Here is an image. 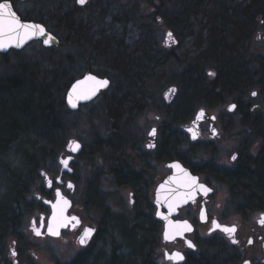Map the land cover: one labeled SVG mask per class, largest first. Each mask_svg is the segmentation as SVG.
Here are the masks:
<instances>
[{"label":"flooded vegetation","instance_id":"obj_1","mask_svg":"<svg viewBox=\"0 0 264 264\" xmlns=\"http://www.w3.org/2000/svg\"><path fill=\"white\" fill-rule=\"evenodd\" d=\"M218 1L206 0L208 9H216ZM2 2L11 3L23 20L41 23L63 38L59 45H45L42 39L26 45L40 43L38 53L47 65L51 56L65 63L77 60L75 78L89 70L110 79L109 87L97 96L103 99L99 105L107 122L105 134L97 129L90 144L80 141L76 154L70 138L57 169H40L29 181L25 191L30 197L29 211L34 214L30 234L22 231L21 236L12 237L8 244L11 264H264V224L260 223L264 219V0H220L226 27L223 72L204 67V73L198 72L201 76L192 78L187 95L176 77L165 78L158 65L164 56L176 60L175 65L180 61L185 65L204 45L201 35L206 32H186L191 44L187 50L183 36L172 29L176 44L156 46L150 59L157 66L149 64L153 65L149 77L148 57L143 53L146 47H134L137 36L131 39L125 32L131 12L141 16L137 8L149 0H86L83 5L78 0ZM151 3L148 12L154 18L150 20L158 21L162 15L157 14L156 6L161 1ZM103 4L110 9L99 20L98 9ZM112 7L118 10L116 14ZM111 19L124 24L125 35L115 34ZM227 24L230 34L225 38ZM72 35L77 41L64 39ZM121 43L124 47L118 51ZM26 46L0 52L1 63H9L6 56ZM63 47L68 51L52 52ZM178 48H183L181 60L177 59ZM106 51L113 52L111 66L117 59L136 67L123 79L126 88L122 94L112 75L99 74L105 67L99 56ZM80 66L85 68L82 73ZM225 70H234L236 76L224 77ZM165 83L173 85L163 93ZM96 98L82 103L77 111ZM232 105L236 107L232 109ZM94 111L89 114L97 117ZM153 129L155 136L150 135ZM67 155L73 157L63 168L60 158ZM175 162L187 170L193 191L185 204L169 211V205L156 203L157 189L174 173ZM205 189L211 191L205 193ZM57 192L69 204L63 207L65 224L53 235L48 230L52 207L47 201H54ZM185 223L190 231L176 228ZM225 227H234L235 232L226 233ZM89 228L94 231L81 245L80 238ZM44 241L56 247L51 262L41 253ZM188 241L195 247H188ZM177 252L183 261L168 259Z\"/></svg>","mask_w":264,"mask_h":264},{"label":"trees","instance_id":"obj_2","mask_svg":"<svg viewBox=\"0 0 264 264\" xmlns=\"http://www.w3.org/2000/svg\"><path fill=\"white\" fill-rule=\"evenodd\" d=\"M160 1L161 4L156 6L158 8L157 13L159 12L166 18V10L164 11L162 8H165V6L170 7L171 14L175 17L173 22L170 21L176 33L179 30H183L185 33L202 30L206 32L201 35V40L205 41L204 45L200 46L192 57L190 56L185 65H182L183 69L180 73H174V75L170 73L171 64L178 63L174 62V59L170 57L164 56V60L161 62L162 65H158L159 70L163 71L165 78L176 77L181 89H183L182 93L187 95L191 93L192 78L201 76L198 72L204 73V67H216L221 71V74L223 72L222 59L225 60L227 57L223 55L225 47L223 30L226 27L221 15V2L219 0L216 9L212 10L208 9L206 0ZM131 15V21L136 20L137 31L141 32L135 35L137 36V41L133 43V46L146 47L143 53L148 57V76L150 77L152 74L150 73V68L153 65L157 66L156 61L150 59L158 45L156 42V30L149 20V16L142 20L144 18L143 15L139 16L137 13L134 15V12H131ZM194 16L198 17L194 18ZM227 25L228 33L225 34V38L230 34V25ZM194 37L196 39L199 38L198 35ZM64 39L73 40V42L77 41L76 35L67 36ZM114 39L116 40L118 37L116 36ZM123 44H117L118 49H116L118 51L122 49L124 47ZM183 47L185 46L183 45ZM185 48L191 50V44ZM111 53L110 51L100 53L99 58L104 60L105 63H100V65H104L105 67L99 70V74L110 77L112 75L116 83L115 86L120 88L119 93L122 94L126 88L123 79L129 77V72L133 71L136 67L129 66L128 64L125 65L123 64L124 60L117 59L114 67L111 66ZM119 53L123 54L124 51L117 52V54ZM50 60L49 67L46 69L45 66L47 71L46 76L43 75L38 80L31 77L33 72L30 74V79L24 78L26 76L24 65L21 66L24 69L16 71L13 74L0 75V84L2 86L0 87V117L2 118V125H0V168L1 165L5 164L7 175H12L11 185L9 182V186H11L9 196H13L10 205H8L9 207L0 216V242L5 240L11 227L14 229L19 225L14 220L18 213V210H16L18 203L25 199L29 207L30 197L26 195L25 191L29 181L32 177L38 176L40 169H51L52 172H54V168L57 169L59 157L64 153L63 151L66 152L70 130L77 126H75V123L69 122L68 114L80 110H71L67 106L65 99L66 90L76 77L77 60L71 61L69 59L65 63L57 56H51ZM178 65L181 66V61ZM224 73V77L227 78L233 79L236 76L234 70H225ZM221 74L218 76H221ZM120 78L121 80L119 81L118 79ZM26 80L29 83L23 82ZM197 86L199 87V85ZM12 99L16 100L17 104L12 105ZM108 110H111V108L108 107ZM11 121H13L12 124H10ZM89 143L90 141L85 142L87 145ZM14 144L17 145L15 149L11 147ZM89 148L91 147L89 146ZM23 152L25 154V162L18 169H11L8 161L16 155L15 153ZM0 264H11L10 257L7 254L4 256L0 255Z\"/></svg>","mask_w":264,"mask_h":264},{"label":"rangeland","instance_id":"obj_3","mask_svg":"<svg viewBox=\"0 0 264 264\" xmlns=\"http://www.w3.org/2000/svg\"><path fill=\"white\" fill-rule=\"evenodd\" d=\"M151 1L149 0L148 3L143 2V5H139V7L137 8V9H139L138 12L144 16V18L142 20L147 18L145 16L147 13H148L147 15L149 16V20L152 19L150 17L154 18V14L151 13L152 11L148 12V9H149L150 5L152 4ZM109 6L110 5H108V4H103L100 6V8L98 9L99 20H101L103 18V16L106 14V12L108 11V9H110ZM169 8H170L169 6H165V8H162V9H164V11L166 10V13H165V14H167L166 18L161 16L160 19H158V21L154 20V19L150 20V21L152 22V24L156 30L157 39L159 41L157 43L158 44H164V43L167 44L168 43L170 46H172L176 43H175L174 38L172 37L173 35H171V37H169L168 34L171 33L169 31H172V29H173L172 22H173V19L175 17H173V15L171 14V10ZM133 10H135V9H133ZM112 11L114 14H116L118 12V10L117 9L114 10L113 7H112ZM120 12L122 13L121 9H120ZM131 18H132V16H131ZM169 18H171V19H169ZM108 21H109V24L112 23L110 25L114 26L113 31L115 32V34L118 37H120L122 34H124L122 32L123 28L125 27L123 23H121V24L116 23L115 20H112V19L108 20ZM125 32H128L126 34H128V37H130L131 39H133L135 37V35L137 34L136 20L129 21V23L127 24V26L125 28ZM177 32L180 36H183V38L185 40L184 46L186 47V46L190 45L188 42V38H185V36H184L186 33L183 32V30H179ZM259 37L260 38L263 37V34H259ZM64 46H66V45H64ZM40 47H41L40 43H32V44H29L28 46H26L22 50L15 51V52L7 55L6 58L8 59L7 62H9V63H1V61H0V75L13 74L16 71H20V70L24 69V68H21V66L24 65L25 70H26L25 71L26 76L24 78L30 79V74L32 72H33V74L31 77H33L34 79L36 78L37 80L39 77H42L43 75L46 76V74H47L46 69L49 67V65H47V61H44L39 56V53H38L39 50L38 49ZM185 47H183V48L187 49ZM183 48L177 49L176 55H179V56H177L178 60H181L180 56H183L181 54V52L183 51ZM67 51L68 50L65 47H63L61 49H55L52 52L60 54L61 52H67ZM162 51H164V50H162ZM165 52H167V51H165ZM85 61H83L81 63L83 67L85 66V64L87 62V61L86 62ZM174 62H177V61L174 60ZM93 65L95 68H98V65H95V64H93ZM45 66H46V69H45ZM182 69H183L182 66L171 64L169 71L171 74L174 75V73H176V74L180 73ZM78 70H79V68H78ZM84 70H85V68L82 69L80 66V72L82 73V72H84ZM77 71H75V72H77ZM77 73L79 74V71ZM173 77L174 76H171L168 78L171 80H174ZM23 82L29 83L27 80L23 81ZM168 82H171V81H168ZM165 84L166 85L163 87V93L168 87L173 85V84L168 85L170 83H168V84L165 83ZM0 87H2L1 84H0ZM112 91H113V89H111L110 91H107V94H111ZM102 100H103L102 96H99L96 98V100L94 102H92L88 105H84L82 107V110H80L78 112H71L70 114H68L69 122H71L72 124L75 123V126L77 125L76 127H74L73 129L70 130L69 139L70 138L78 139L79 141L85 143L86 141H88V142L91 141L93 139V137H95L97 135V129H101L102 134H105L104 127L107 126V122L105 121L106 118L102 117V110L100 109L101 106L99 105V103ZM11 104L15 105V104H17V101L12 99ZM93 110H95L93 112V114H95V116H97V117H93V116H91V114H89L90 111H93ZM1 119L2 118L0 117V125H2ZM12 122L13 121H11L10 124H12ZM102 134H99V135L103 136ZM11 147L13 149H15L17 147V145L14 144ZM11 150H10V153L12 154ZM63 152H65V151H63ZM15 154L16 155L14 157H12L10 159V161H8L11 169H14V168L18 169V167H21L22 163L25 162L24 152L23 153H15ZM11 178H12V175H9V174L7 175V167L5 166V164L1 165V168H0V216H1V213L5 212L7 210V208L9 207L8 205H10L12 198H13L12 195L9 196L10 188H11V186H9V182L11 185ZM8 186H9V188H8ZM16 210H18V213L15 216L14 220L16 223H19V225H18V227L14 228V229H12V227H11L9 234L6 235V237H5V240L0 242V255L1 256L2 255L4 256L6 254L8 255V250H9L8 244L11 242V239L13 236H18V235L21 236L22 231H24V233L30 234V231H29L30 219H31L32 215H34V214L29 211L27 201L24 199L20 203H18V205L16 206ZM43 245H44L46 250L41 248V253L44 257H47L48 260L51 262L52 258H53L52 257V251L55 250L56 247L54 244H51V246H49L50 242H47V241H44ZM48 246H49V249L47 250Z\"/></svg>","mask_w":264,"mask_h":264},{"label":"water","instance_id":"obj_4","mask_svg":"<svg viewBox=\"0 0 264 264\" xmlns=\"http://www.w3.org/2000/svg\"><path fill=\"white\" fill-rule=\"evenodd\" d=\"M11 10L14 11L13 9ZM16 16L20 18L22 23L41 26L45 30L44 34L40 35L39 33H36L35 35H29L27 37H24L22 41L19 42L18 46L17 39L10 38L9 35L6 33L5 35L0 36V42H2L4 45L3 47H0V52H5L10 48L21 49L34 39H42L45 45H59L61 43L60 38L54 33L48 31L43 24L31 20H23L17 13ZM49 36L52 37V39L49 40L48 43H45V40ZM90 76L95 77L96 81L107 80L108 85L106 87H98L95 81L88 79V77ZM109 85L110 79L107 76H100L88 70L82 76L75 78L69 85L65 95L66 103L70 109L76 110L82 103H87L89 101L94 100L100 93L104 92L109 87ZM74 88L76 89L75 92L73 91ZM94 88L95 91L93 92L92 89ZM69 97H71V102L69 100ZM73 103L76 105L75 107L72 106ZM69 143H71V149L75 147V144H79V148L77 150H72L74 154L80 151L81 142L79 140L72 139L69 141ZM72 157L73 156L71 155H67L65 157L60 158L63 168L68 167V164ZM65 160L68 161L67 166H65V164L63 163V161ZM174 165H178V167H175ZM173 167L175 168L174 173L169 175L158 186L156 198V203L158 205L163 202L165 205L177 207L185 204L191 198V179L187 170L177 162L173 164ZM47 202H49L52 207V213L49 219L48 227V230L51 229L52 231H49V233H58V227H61L63 224H65V209L63 207L69 204V200L60 192H57L55 200ZM53 217H55V219Z\"/></svg>","mask_w":264,"mask_h":264},{"label":"snow or ice","instance_id":"obj_5","mask_svg":"<svg viewBox=\"0 0 264 264\" xmlns=\"http://www.w3.org/2000/svg\"><path fill=\"white\" fill-rule=\"evenodd\" d=\"M78 2L83 5L86 0H78ZM12 9V5L11 3H8V2H2L0 3V36H3L5 35L6 33L9 35L10 38H15L17 39L18 41V46H19V42L22 41V39L24 37H27L29 35H35L36 33H39L40 35H43L44 34V29L39 26V25H34V24H26V23H22L20 18L18 16H16V13L14 11L11 10ZM169 37H171V33L168 34ZM52 37H48L46 40H45V43H48L49 40H51ZM3 43L0 42V47H3ZM209 75H214V73H209ZM89 80H92V81H95L96 85L98 87H106L108 85V81L107 80H99V81H96V78L95 77H88ZM73 91L75 92L76 89L74 88ZM92 91L94 92L95 91V88L92 89ZM172 92L175 91V89H172L171 90ZM252 95H256V93H253ZM69 100L71 102V97H69ZM73 107H75L76 105L73 103L72 104ZM232 109H234L236 106L235 105H232L231 106ZM204 113L203 111H201V113L199 114L200 117H203ZM213 119H215L213 117ZM150 135L152 136H155L156 135V130L153 129L150 133ZM154 145H149V147H153ZM79 148V144H75V147L71 150L75 151ZM233 160L236 159L235 156L232 157ZM63 163L65 164V166H67V163L68 161H63ZM175 167H178V165H174ZM69 187H71V185H69ZM203 187V186H201ZM211 191V189H205V193ZM172 210V206L169 205V211ZM163 215V214H161ZM55 219V217H53ZM165 219H167V217H164ZM73 220H75L76 218L73 217L72 218ZM261 224H264V219H262L260 221ZM171 224V222H170ZM216 227H220L218 224L216 225ZM176 228H184L186 230H191V227L189 225H187L186 223L181 226V225H176ZM49 231H52L51 229ZM94 230L89 228L87 230L84 231L83 235L81 236L80 238V244L81 245H85L86 242H87V239L88 237L90 236V234L93 232ZM223 231L226 232V233H234L235 232V228L232 227V228H229V227H225L223 228ZM38 235L40 234L39 232L37 233ZM53 235H58L59 233L57 232H52ZM234 243L236 241H233ZM251 242V241H250ZM188 247H191V248H194L195 245H193L191 243V241H188ZM13 255H15V252H13ZM168 259L170 260H177L178 262L179 261H183L184 257L181 253L177 252L175 253L174 255H169L168 256ZM247 264V262H246Z\"/></svg>","mask_w":264,"mask_h":264}]
</instances>
